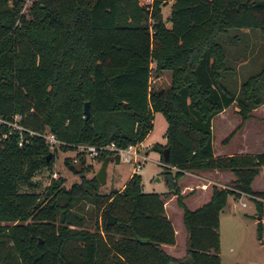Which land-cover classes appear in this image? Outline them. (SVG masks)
<instances>
[{
  "label": "trees",
  "instance_id": "trees-1",
  "mask_svg": "<svg viewBox=\"0 0 264 264\" xmlns=\"http://www.w3.org/2000/svg\"><path fill=\"white\" fill-rule=\"evenodd\" d=\"M22 1L0 0V117L18 114V123L32 132L47 127L66 151L77 143L137 144L159 112L166 121L165 142L152 148L159 149L162 163L161 150L168 148L162 171L167 189L143 192L133 172L108 193H99L95 177L83 174L68 188L62 177L50 178L36 193L30 179L50 167L55 150L26 131L18 145V132L0 123V222H9L0 224V237L10 242L0 264H219L218 213L228 194L241 193L254 201L264 248V189L251 188L260 171L264 181V151L215 155L211 141L213 116L234 104L244 120L263 102L258 85L264 67L236 92L221 84L223 52L215 37L229 27L264 32V0H171L169 27L160 12L166 0H31L20 12ZM163 70L168 84L152 87L151 73ZM105 156L119 160L112 149L96 158ZM78 160L84 163L82 156ZM212 169L229 171L231 184L212 185L204 203L186 208L177 179L185 170ZM20 185L30 190L20 191ZM172 195L185 229L180 258L161 248L174 242L163 209ZM81 197L101 209L92 230L70 211ZM105 209L115 217L107 226Z\"/></svg>",
  "mask_w": 264,
  "mask_h": 264
},
{
  "label": "rangeland",
  "instance_id": "rangeland-1",
  "mask_svg": "<svg viewBox=\"0 0 264 264\" xmlns=\"http://www.w3.org/2000/svg\"><path fill=\"white\" fill-rule=\"evenodd\" d=\"M30 1H22L20 12L25 11ZM141 1L146 3L149 0ZM170 3L171 0H166L160 7L165 25L168 24ZM215 41L223 52L224 70H221L219 75L221 84L227 90L236 92L241 82L258 73L264 67V32L254 28L229 27L219 33L215 37ZM149 80L152 87H165L169 81V72L160 71L158 76L151 73ZM258 92L263 102L252 108L249 116L244 120H241L234 104H230L221 114L211 119V141L214 151L219 148L227 153L264 151V80L259 83ZM165 128L164 117L159 112H154L151 129L138 145L145 160H142V165L134 172L140 176V187L143 192L161 194L167 189L163 179V164L159 158V149H151V146L165 142ZM51 150H55V154L50 167L39 168L30 179L35 184L31 190L36 193H40L48 185L50 178L62 177L61 185L68 188L72 183H79L82 174L86 178L94 176L102 160H98L96 157L90 158L83 153L84 163L81 165L78 160L79 153L75 154L76 151L72 149L65 151L59 147ZM73 158L76 159L75 162H73ZM65 161L72 166L73 171L68 169ZM86 166L89 168L81 172L80 168ZM130 171H132L130 163L121 159L117 161L110 159L105 167V180L101 184L98 183L97 191L108 193L120 189ZM259 175L253 178L252 188L254 190L264 189V186L261 187L262 183L264 185L263 178L262 176L261 179L258 178ZM223 184L224 187H228L231 184L230 179H227ZM218 187L220 186L218 185ZM208 189L210 192L211 186ZM19 190L29 191L30 189L20 185ZM241 202H244L245 205L242 206ZM163 203H166V216L171 220L172 226L180 227L185 231L181 222V211L176 205V197L172 195V200L169 201L165 198ZM187 208L191 209L190 206ZM70 211L82 215L84 218L82 226L89 230L93 229L95 218L98 219V224L101 221V209L92 205L84 197L79 198ZM255 213L254 201L244 193L238 197L233 194L226 196L225 203L218 213L217 232L220 264H264V248L257 239ZM0 224H9V222H0ZM261 224V235L264 240V201H262ZM177 237L179 238V234ZM0 240H4L0 244V255H2L9 249L10 242L3 237H0Z\"/></svg>",
  "mask_w": 264,
  "mask_h": 264
},
{
  "label": "crops",
  "instance_id": "crops-1",
  "mask_svg": "<svg viewBox=\"0 0 264 264\" xmlns=\"http://www.w3.org/2000/svg\"><path fill=\"white\" fill-rule=\"evenodd\" d=\"M167 23L168 24L166 25V27H169L170 23L169 22H167ZM226 108H224V109H226ZM223 110H221L219 113H217L215 116H213V118L216 117L217 115L221 114V112ZM139 144H140V142H139ZM212 148H213V145H212ZM151 149H152V146H151ZM235 152H237V151H235ZM213 154L221 155V154H229V153L224 152L223 149L219 148L217 151L213 150ZM171 169H173V168H171ZM131 173H133V172L130 171L128 176ZM258 175L260 176L258 178L261 179L262 171H260L258 173ZM128 176L126 177V179L128 178ZM231 177H232L231 173L227 170L212 169V170H185V171H183L182 175L177 179V185L179 188L180 195L181 196L185 195L184 198H182L185 207L187 208V206H190L191 209H194V208L200 206L209 197L210 192H209L208 187L210 188V186H212V185H215V186L219 185L221 187H224L223 183L225 181H227V179H232ZM126 179H125V181H126ZM253 181H254V179L251 181V188H252V182ZM262 184H261V187L264 186ZM167 199H168V201L172 200V196L168 197ZM165 204L163 203V206H164L163 209H164V213L166 216L167 211H166ZM180 211H181V209H180ZM168 220L171 223V220L169 218H168ZM181 222H182V220H181ZM172 228H173V232H174V242L172 244H163V245H161V248L164 250L165 253H167V254L175 257V258H180L181 256L184 255V252H185V231H183L180 227L175 228L174 226H172ZM178 234H179V238L177 237ZM219 264H220V258H219Z\"/></svg>",
  "mask_w": 264,
  "mask_h": 264
},
{
  "label": "built area",
  "instance_id": "built-area-1",
  "mask_svg": "<svg viewBox=\"0 0 264 264\" xmlns=\"http://www.w3.org/2000/svg\"><path fill=\"white\" fill-rule=\"evenodd\" d=\"M19 115L14 114L12 116L11 120H5L0 117V123L5 124L9 130H15L18 132V139L17 144L21 145V143L24 141L22 136V131H26L29 135L36 134L39 137H41L47 146L48 149L57 148L60 145L64 144L61 140L57 138L54 132L44 129L41 132H32L29 130L24 129L19 123H18ZM2 136H5L3 134ZM138 144H130L127 145L124 148H117L114 146L112 142L102 145V146H94L91 144H84V143H77L73 145V149L76 153H79V156H83V153L86 154L90 158H95L101 150L108 149V150H114L118 154V158L126 161L131 164L132 172L136 171L140 166L142 165V160H145V156L142 155L139 151ZM139 159V160H138ZM73 162L76 161L75 158L72 159ZM163 164V163H162ZM243 195V194H242ZM247 195V194H245ZM248 196V195H247ZM264 201V200H262ZM241 205L244 206V202H241Z\"/></svg>",
  "mask_w": 264,
  "mask_h": 264
},
{
  "label": "water",
  "instance_id": "water-1",
  "mask_svg": "<svg viewBox=\"0 0 264 264\" xmlns=\"http://www.w3.org/2000/svg\"><path fill=\"white\" fill-rule=\"evenodd\" d=\"M83 113H84L85 116H87L88 113H89V110H88V101H85L83 103ZM167 153H168V148L167 147L162 148L161 155H162V161H163V163L167 161ZM48 156H50V152L47 153V155L45 157V160L46 161L48 160ZM108 160H109V156H105L101 160V162H100L97 170L94 173V177H95V179L97 180V182L99 184L103 183L104 180H105V167H106V164H107ZM104 213H105L104 224L106 226L113 224L115 222V217L108 211V209H105L104 210Z\"/></svg>",
  "mask_w": 264,
  "mask_h": 264
}]
</instances>
